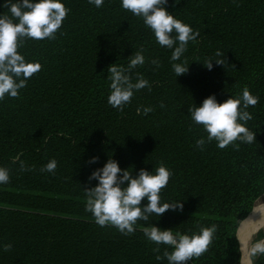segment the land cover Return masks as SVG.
Instances as JSON below:
<instances>
[{
    "label": "trees",
    "instance_id": "1",
    "mask_svg": "<svg viewBox=\"0 0 264 264\" xmlns=\"http://www.w3.org/2000/svg\"><path fill=\"white\" fill-rule=\"evenodd\" d=\"M63 3L69 12L56 38L28 39L18 49L41 71L17 98L0 100V167L10 169V181L0 184V264H168L156 255L173 249L160 245L154 252L157 245L142 231L153 225L188 235L216 225L209 251L189 264H240L235 235L264 195V0H168V11L200 33L179 61L122 0H104L102 7L89 0ZM4 4L0 0V16H10ZM141 50L146 62L132 78L141 73L151 90L136 91L121 112L108 103V67H127ZM217 50L225 66L214 60L209 70L203 62ZM185 59L189 71L176 77L172 64ZM245 87L258 97L246 123L256 141H237L238 150L212 141L201 150L196 141L207 132L189 107L213 94L223 103ZM145 107L153 111L144 115ZM16 157L32 170L20 171ZM53 159L55 174L42 172ZM109 159L133 176L141 169L155 174L163 164L172 175L161 203L182 201L183 210L139 221L130 235L99 226L86 211L85 189L98 184L89 177ZM253 264H264V256Z\"/></svg>",
    "mask_w": 264,
    "mask_h": 264
},
{
    "label": "clouds",
    "instance_id": "2",
    "mask_svg": "<svg viewBox=\"0 0 264 264\" xmlns=\"http://www.w3.org/2000/svg\"><path fill=\"white\" fill-rule=\"evenodd\" d=\"M96 7H102L104 0H89ZM168 0H122V7L137 17L143 18L144 24L152 30L160 46L174 49L171 60L179 61L187 51L189 42H196L199 31L174 17L168 11ZM4 7L9 15L0 16V100L6 96L17 98L20 89L27 86L26 82L34 74L41 71L39 62H27L18 49L24 46L25 41L55 39L56 34L66 19L69 9L63 0H5ZM18 21V22H17ZM175 33V35H173ZM215 59L209 58L203 62L206 68L212 70L213 61L217 65L225 66L224 54L217 50ZM143 51H136L131 56L127 67L112 64L108 67L111 93L108 103L121 112L131 103L136 91L144 88L151 90V85L141 73H136L135 82L132 72L138 66L145 64ZM152 64L160 66L158 60ZM176 77L189 71V63L185 59L182 63H173ZM258 103V97L251 94L245 87L241 96H232L223 103L217 101L216 96L205 98L202 105L190 106L188 112L195 124L202 125L207 132L206 140L200 138L196 141L197 147L203 150L206 143L217 142V147L223 149L229 145L238 150L236 143L252 144L256 141V132L249 130L246 123L252 119L248 111L250 106ZM161 107H164L161 103ZM151 107H145L143 114L152 112ZM141 109H137L140 114ZM98 157H93L91 162H96ZM19 161L20 171H30L26 163L14 158L13 163ZM34 167V166H33ZM57 161L48 162L41 168L42 172L55 174ZM172 173L163 164L155 169V174L147 169H141L138 175L133 176L128 169L122 170L119 163L109 159L103 168L96 169L89 181L97 180L95 187L86 188V211L92 213L95 222L101 226H113L125 235L136 231L135 225L139 221L147 222L153 215L160 217L168 210H183L182 201L161 203V191L167 187ZM10 181V169L0 167V184ZM126 185V186H125ZM147 198L148 203L141 206ZM259 213L260 219L247 218L241 221V226L235 235L240 243V264H252L253 258L264 256V239L253 240L255 234L264 227V205H259L251 210ZM255 225L254 227H249ZM145 237L157 245L153 250L160 253V245L170 246L163 254H157L156 259H167L168 264H189L193 258H199L209 251L214 240L217 226L203 227L198 234L188 235L179 232L173 233L171 229L161 230L153 225L143 227ZM11 244L3 246L4 251H10Z\"/></svg>",
    "mask_w": 264,
    "mask_h": 264
},
{
    "label": "bare ground",
    "instance_id": "3",
    "mask_svg": "<svg viewBox=\"0 0 264 264\" xmlns=\"http://www.w3.org/2000/svg\"><path fill=\"white\" fill-rule=\"evenodd\" d=\"M259 205H264V200L261 201V202H258V203H257V206H259ZM257 206H256V207H257ZM247 218H252L253 220H259V219H260V214H259V213H255V214H254L253 212H251V213H250V216L247 217ZM247 218H246V219H247ZM244 220H245V219H244ZM240 226H241V225H240ZM254 226H255V225H250L249 227L251 228V227H254ZM239 228H240V227H239ZM262 228H264V227H261V229H262Z\"/></svg>",
    "mask_w": 264,
    "mask_h": 264
},
{
    "label": "rangeland",
    "instance_id": "4",
    "mask_svg": "<svg viewBox=\"0 0 264 264\" xmlns=\"http://www.w3.org/2000/svg\"><path fill=\"white\" fill-rule=\"evenodd\" d=\"M263 198H264V195H263L261 198L258 199V202L263 201V200H264ZM262 199H263V200H262ZM258 202H257V203H258ZM256 206H257V204L255 205V207H256ZM247 217H248V216H247ZM247 217H246V218H247ZM246 218H245V219H246ZM240 225H241V223H240ZM239 227H240V226H239ZM262 229H264V228H262ZM263 232H264V230H263ZM260 235H262V234H258V232H257V233L255 234V236L253 237V240L264 239V238H262Z\"/></svg>",
    "mask_w": 264,
    "mask_h": 264
},
{
    "label": "water",
    "instance_id": "5",
    "mask_svg": "<svg viewBox=\"0 0 264 264\" xmlns=\"http://www.w3.org/2000/svg\"><path fill=\"white\" fill-rule=\"evenodd\" d=\"M263 199H264V198H263ZM263 199H262V200H263ZM249 216H250V214L248 215V217H249ZM243 220H244V219H243ZM243 220H242V221H243ZM239 226H240V225H239ZM238 229H239V228H238ZM260 230H261V228H260ZM260 230H259V231H260ZM259 231H258V232H259ZM252 264H253V262H252Z\"/></svg>",
    "mask_w": 264,
    "mask_h": 264
}]
</instances>
